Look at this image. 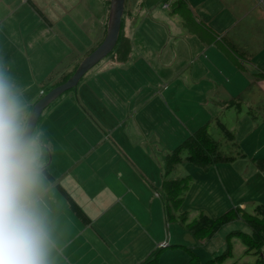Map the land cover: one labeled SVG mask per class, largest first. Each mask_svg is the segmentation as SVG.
Returning a JSON list of instances; mask_svg holds the SVG:
<instances>
[{
    "label": "crops",
    "instance_id": "1",
    "mask_svg": "<svg viewBox=\"0 0 264 264\" xmlns=\"http://www.w3.org/2000/svg\"><path fill=\"white\" fill-rule=\"evenodd\" d=\"M185 1L191 10L188 24L191 21L193 29L185 26L178 14L170 13V15L177 16L182 27L186 28L190 50L194 48L193 61L186 78L179 75L173 78L179 83L191 84V91L196 92V94L192 92L193 100H195L193 106L201 110V113L206 115L211 113L209 97L219 88L221 89V92H218L221 98L220 103H214L228 109L238 100V87L230 88L233 92L229 93L227 92L228 84L235 79L243 82L244 78V66L240 54L245 53V50L242 49L241 37L234 26L236 15L233 10L235 8H228L221 0ZM32 3L42 11V14L37 12L41 17L40 20L45 23L42 32L46 33V28H52L45 9L49 3L44 1L40 3L38 0H0V20H2L0 53H3L10 62L12 74L19 83L28 85L32 82L30 72L33 77H37V82L41 86L37 92L39 97L40 91L45 89L44 86L48 80L53 82L50 73L52 62L42 47L45 41L35 40L31 34L32 26L19 23L16 19L17 12L25 7L33 21L34 15L37 16V14L30 13L33 9ZM104 5L107 6L106 3ZM167 8H169L168 5ZM97 13L99 14V11ZM87 16L84 15L82 18ZM102 17L105 21V23L102 22L101 36L103 37L96 44L104 38L107 29L108 16L102 13ZM228 20L230 24L226 25ZM121 34L129 39L127 33L122 31ZM78 41L77 45L83 46L82 50L94 44L86 34L79 37ZM138 41L142 50L150 51L144 38ZM26 50L32 52L24 53ZM131 50L130 45L127 57L123 61L117 58L116 50L109 54L110 51L109 55L107 54L94 65L95 71H93L94 66L91 68L92 75L87 76L88 78L82 82L81 86L79 85L81 79L90 69L81 77L74 90L70 89L75 95L78 92L81 100L73 99L74 106L71 107L67 103L65 106L51 107L54 102L70 91L68 90L57 97L56 101H52V104L46 106L37 120L35 130L38 128L44 131L42 139L49 150V153H44L46 155L43 158L44 187L40 197L56 230L57 264H137L161 244H169V240H172L174 244L191 247L200 257L203 246L218 235L217 232L212 238L198 245V241L185 235V230L180 226L167 230L169 224L165 221L164 214L162 215V202L159 203L156 196L164 174H130L140 173V170L131 162L139 154L136 148L131 152L130 144L132 143L133 147L136 144L132 140L141 143L142 138L138 136L141 131L153 130V133H148V137L152 134L154 137L163 136L159 134V130H164L165 123L162 115L164 92L162 93V89L159 88L160 96L156 93V84L162 81L160 72L153 79H159L157 82L152 80V83L144 85L146 81L133 82L126 78L124 84L128 88L122 85L118 89L114 83L120 81L109 75V71H113V68L122 73V70L129 71L127 68L132 67V64H138L141 57H134ZM131 57H134L133 61ZM100 62L102 64H99ZM144 63L147 61L145 60ZM21 64L29 68L34 67L35 71H30L28 75L27 69L23 70ZM72 66H69L65 73L63 72L61 79L71 71L74 67ZM121 66H124L123 69L120 68ZM258 68L264 70V64L257 65L252 69L251 74L255 77L260 76L254 77L260 98V94L264 96V71ZM149 88L156 90L147 91ZM205 88L209 91H205ZM35 94L30 92L28 96H25L29 104L37 100L38 97L33 101ZM123 105H125L122 111L124 113H121L122 117L119 121L127 116L124 122L125 134L123 139H118L110 133L117 130L119 125V122L115 125L112 122L114 113L111 114L110 111L115 110L117 106L123 109ZM250 105L255 106L254 103ZM259 106L264 108V100ZM236 107H238L237 103ZM45 109H47L46 112H44ZM149 113L154 114L156 118L155 127L148 125V122L153 124L151 119L147 122L146 117ZM109 120L110 123H107ZM198 122L195 125L196 129L201 126H199L200 121ZM103 123L114 127L110 128ZM121 123L123 124V121ZM126 131L129 132L126 133ZM105 132H108V135ZM110 136L118 142V152L116 145L108 141ZM232 143L229 144L234 147L233 150L226 153L236 156L235 160L212 166L215 171L221 170L222 174H199L200 180L205 184L207 195L214 196L213 204L206 205L205 200L202 202L204 204L201 200L200 203L192 205L182 204L179 209L181 212L206 211L211 217H217L221 212L234 206H240L246 210L250 204L253 209L258 204H264V170L258 169L252 160L264 158L263 138L240 137L235 141L233 134ZM110 151L114 152V155L117 154L115 164L118 174L109 173V168L113 169L110 161L106 162L108 156H111ZM140 151H142L141 146ZM244 157L250 159L252 167L246 165L247 167L242 170L233 167L234 164L241 163ZM137 159L141 164L145 163L144 160ZM97 164L101 168L95 170ZM119 170H121L120 174ZM186 175L193 177V174ZM192 189L193 192L197 190V183L189 185L186 192ZM96 192L99 194L98 198H96ZM186 197L185 193V200ZM70 199L84 212L86 221L71 209ZM124 201V205L117 209L118 202L120 206ZM235 223L240 224L241 229L243 228L242 222ZM182 237H187L188 240L181 241ZM167 249L169 248H166L161 256ZM209 252L210 255L213 253L212 250ZM261 254L264 256V245ZM205 255L207 258L210 256L208 252ZM181 256L176 254V258ZM162 259L164 261V258H161L160 262ZM179 264H184V258L179 261ZM186 264H188V258H186Z\"/></svg>",
    "mask_w": 264,
    "mask_h": 264
},
{
    "label": "rangeland",
    "instance_id": "2",
    "mask_svg": "<svg viewBox=\"0 0 264 264\" xmlns=\"http://www.w3.org/2000/svg\"><path fill=\"white\" fill-rule=\"evenodd\" d=\"M38 1L40 3L43 1L49 3L45 6V9L52 23V28H46V33L42 32V27L45 23L40 20L41 17L33 9H31L30 13L37 14V16L34 15L33 21H31L30 15L25 7L21 8L17 12L16 19L19 23L32 26L31 34L35 40L39 41L42 39L45 41V43H42V47L45 54L50 57L52 62L50 72L51 77L53 78V81H57V79H61L65 73L64 71H67L69 66H74L78 61H80V59L84 58V54L89 52L94 45L96 46V42L103 37V35L101 36V31L103 30L102 22L105 23V21L103 20L102 13H105L108 16L109 8L108 6L105 7V2H103L104 0H58L59 2L56 0ZM173 2L174 0H125L124 2L122 31L127 33L129 36V42L132 47L131 54L134 57L141 58L139 59L138 64H132V67L127 68L129 71L122 70L121 73L118 69L113 68V71H109V75L116 77L118 81H120L114 83L115 87L118 89L122 85L127 87V85L124 84L126 82V78L133 82L146 81L143 84L147 85L152 83L151 81L156 77V74L160 72V78L162 81L156 84V93L160 96L159 88L162 89V93L164 92L162 96V115L165 123L163 125L164 130H159V134L163 136H159V138L154 137V134H152L148 137V133H153V130L141 131L138 134V136L142 138V140L140 139L141 143L132 140L136 144H134L135 147H133L131 143L130 150L132 152L136 148V150L139 151V154L137 157L133 158L131 162L140 170V173L130 174H166L165 155L171 152L176 145L181 143L186 136L196 129L195 125L198 121H200L199 126L204 123H208V132L214 139L219 141L223 152L231 151L234 147L226 142L227 137L219 127V122L224 124L226 128L234 134L235 141H237L240 137H246V139L247 137L249 139L256 137L263 138L264 140V108L259 106L263 103L264 96L260 94V98L258 97L259 88L254 82L255 76L251 74L252 69H254L257 65L264 64V0H221V2H224L228 8H235L233 10L234 15H236L234 26L235 30L241 37L242 49H244V52L246 53L240 54L244 66V78L243 82H239L235 79L227 86V92L229 93L233 92L230 88L238 87V100L236 102L238 107H236V103L230 105L228 109L223 108L220 104L215 105L214 102L220 103L219 99H221L218 95V92H221V89L219 88V90H214L215 93L209 97L211 113L207 115L201 113V110L194 108L193 105L195 100H193V93L196 94V92L195 90L191 91V84H182L175 81L173 78L177 75L186 78L189 66L193 61L192 54L194 53V48L190 50L191 47L187 38L186 28L182 27L177 16L170 15V5ZM167 5L169 8H167ZM97 11H99V14ZM84 15H88L87 18H82ZM1 23L2 20H0V30ZM229 24L230 21L228 20L226 25ZM83 34L89 36L91 41L94 43L86 50H82L83 46L80 47L77 45L79 44V37L83 36ZM141 38H144V40L148 43L150 48L149 52H146V49H141L138 41ZM26 51H24V53L30 54L32 52L30 50ZM134 57H131V61L134 60ZM145 60L148 64L144 63ZM101 62L99 64L103 63ZM21 67L23 70L27 69L28 75L30 71H35L34 67L29 68L24 64H21ZM122 67L124 66H121L120 68L123 69ZM95 69L96 66H94L93 71H95ZM258 69L263 70L262 68ZM148 71H150V73ZM50 73L48 75H50ZM91 75L92 69H90L83 76L79 85L81 86L82 82L88 78L87 76ZM30 76L32 82L28 85L19 83L18 80L17 82L20 85L24 96H28L30 92L33 93V95L36 93L35 98L33 99V101H35L38 97V88H41V86H39L40 84L37 82V77H33L31 72ZM258 77L260 76L255 78ZM158 80L159 79H155L153 81L157 82ZM49 83L51 82L48 80L44 86V90H47L48 87H50ZM217 86L218 85H216V87ZM152 89L155 88H149L147 91H151ZM70 91H68L67 94L64 93L65 95H63L59 100L56 98L54 101H57L54 102L51 107L65 106L66 103L69 107H71L74 106L73 99L77 100V98H79V100H81L78 92H76L77 95H75V93ZM205 91L209 90L205 88ZM250 103H254L255 106L250 105ZM122 107L123 109L117 106L115 110L110 111L111 114L114 113L115 115H112V122L114 125L119 122L118 129L113 132L110 131V133L117 136L118 139L124 138V122L127 120V116H124V118L119 121V118L122 117L121 113H124L122 111L124 110L125 105ZM46 110L47 109H45L44 112H46ZM53 116H55L54 112ZM146 119L147 122L149 119L153 121V124L148 122V125L152 127L156 126L157 121L154 114L149 113ZM121 121H123V124ZM107 123H110V120L107 121ZM103 125L108 126V124L105 123H103ZM108 127L111 128L114 126ZM128 132L129 131H126V133ZM105 134L108 135V132H105ZM108 141L113 145H116L115 147L118 152V142L111 136ZM140 146L142 151H140ZM109 154L111 156H108L106 162L110 161L113 167V169H111V167L109 168V173L118 174L115 164L117 154L114 155V152L112 151H110ZM45 155L46 154H44L42 158H44ZM181 156L183 157V160L177 163L167 174H169V177L173 178L182 177L186 174H193L194 178L191 176L193 179L191 181L193 182H190V185H195L197 183L196 191L193 192L192 189L190 192H186L187 197L186 200L184 199L183 204L192 205L200 203V200L201 203L205 200L207 203L206 205H212L214 196L211 194L207 195L205 184H203L200 180L199 174H222L221 170L215 171L213 167L204 169L201 166H194L184 159L186 152H182ZM137 158L144 160L145 163L141 164ZM241 160V163L234 164L233 167H237V169L240 170L245 169L247 167L246 165H250L252 167V163L249 158L244 157ZM99 168L101 167L97 164L95 166V170H98ZM120 173L121 170H119V174ZM120 193L124 194V192ZM95 195L96 198H98V192H96ZM156 196L158 198V202L161 203L159 194ZM124 203L125 201L121 202V205L119 206L118 202L116 208L120 209ZM252 207V204H250L246 210L248 212H252ZM179 212L181 211L179 210ZM187 213L189 218L193 219L198 216L199 211L193 212L190 210ZM205 213L207 212L205 211ZM207 215L209 214L207 213ZM167 224H169L167 230H172L175 226H180L185 230V235L192 240H196L185 227L179 224L177 220L167 222ZM243 225L244 224L242 223L243 231L249 232V227ZM236 227L241 228L240 224L232 223L219 230L218 235L210 241L211 243L208 241L200 250L201 261L204 262L210 258L211 255L221 253L225 248L224 238L226 233ZM180 239L181 241L188 240L187 237H182ZM204 241L205 240H202L200 242ZM172 243L173 241L169 240V244ZM169 249H167L166 253L161 256V258H164V261L162 259L160 264H174V262L175 264H179V261L182 258H184V264H186V258H188V255L184 249H171L170 251ZM245 249L246 246L241 239L238 236H234L232 239V254L227 257L222 264L257 263L259 255L245 253ZM211 250L213 253L210 255L209 251ZM204 252H208L210 256L207 258ZM176 254H180L182 256L176 258Z\"/></svg>",
    "mask_w": 264,
    "mask_h": 264
},
{
    "label": "clouds",
    "instance_id": "3",
    "mask_svg": "<svg viewBox=\"0 0 264 264\" xmlns=\"http://www.w3.org/2000/svg\"><path fill=\"white\" fill-rule=\"evenodd\" d=\"M0 53V264H57L58 239L40 194L44 131Z\"/></svg>",
    "mask_w": 264,
    "mask_h": 264
},
{
    "label": "trees",
    "instance_id": "4",
    "mask_svg": "<svg viewBox=\"0 0 264 264\" xmlns=\"http://www.w3.org/2000/svg\"><path fill=\"white\" fill-rule=\"evenodd\" d=\"M105 3L107 6H109L110 0H106ZM31 5L36 12L42 14V11L35 4L32 3ZM170 7L171 14H178L182 19V23L188 28L193 29L191 21L188 24V20L191 16V10L187 6L185 0H174ZM122 26L123 15L121 18V26L117 43L109 54L116 50L118 54L117 58L123 61L127 57V51L130 48V42L127 36H123L121 34ZM100 42H98L97 45H99ZM95 47H93L90 51H92ZM89 52H87L84 56H86ZM79 62L71 69L69 73L64 75V78L49 83L50 87H48L47 90L42 89L43 93L39 95L37 100L47 93L51 88L67 80V78L70 77V75L74 72ZM33 104L30 105L33 106ZM218 125L224 132V135L227 137L226 142L232 143L233 133L227 129L224 124L218 123ZM182 152H186V156L184 157L186 161L193 164L194 166H201L204 169H208L217 163L233 162L236 158V156H234L232 153L230 154L223 152L219 141L214 139L208 132V123L201 125L195 131L190 133L179 145H177L171 152L166 154V174L163 175L161 184L157 190L161 198L163 214L166 222L177 220L179 224L185 227L198 241V245L200 244V241H206L212 238V236H214L224 226L235 222H242L244 225L249 227L250 232H245L243 229L238 227L230 230L225 237L224 250L221 253L213 255L204 262L201 261L199 255L191 247L172 243L160 245L159 247L152 250L147 255V257L137 264H160L161 254L166 248L170 247H180L184 249L188 255V264H222L223 261L232 254V239L234 236H238L246 246L245 253L259 255L257 263L255 264H264V256L261 254V249L264 245V204L256 205L252 212H248L240 206H234L227 209L217 217H211L204 211H199L198 216L190 219L186 211L179 212L192 177L190 175H185L182 177L173 178L169 177V174L167 173H169L177 163L183 160V157L181 156ZM44 153H49L48 147L46 145L44 146ZM252 160L258 169L264 170V158H255ZM69 202L71 209L79 217L86 221L87 218L84 212L75 204L74 201L70 199Z\"/></svg>",
    "mask_w": 264,
    "mask_h": 264
},
{
    "label": "water",
    "instance_id": "5",
    "mask_svg": "<svg viewBox=\"0 0 264 264\" xmlns=\"http://www.w3.org/2000/svg\"><path fill=\"white\" fill-rule=\"evenodd\" d=\"M124 2L125 0H110L107 29L104 38L99 45L82 58L74 72L67 78V80L51 88L47 93L35 101L33 106L37 105L39 107L40 114L46 106H48L62 93L76 87L81 77L114 48L120 31L121 18L124 11Z\"/></svg>",
    "mask_w": 264,
    "mask_h": 264
},
{
    "label": "built area",
    "instance_id": "6",
    "mask_svg": "<svg viewBox=\"0 0 264 264\" xmlns=\"http://www.w3.org/2000/svg\"><path fill=\"white\" fill-rule=\"evenodd\" d=\"M42 93H43V91L41 90V91H40V94H42Z\"/></svg>",
    "mask_w": 264,
    "mask_h": 264
}]
</instances>
